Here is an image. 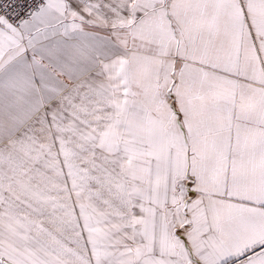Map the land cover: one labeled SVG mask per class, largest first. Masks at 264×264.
<instances>
[{"label": "snow or ice", "instance_id": "obj_1", "mask_svg": "<svg viewBox=\"0 0 264 264\" xmlns=\"http://www.w3.org/2000/svg\"><path fill=\"white\" fill-rule=\"evenodd\" d=\"M0 264H264V0H0Z\"/></svg>", "mask_w": 264, "mask_h": 264}]
</instances>
